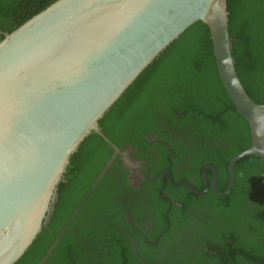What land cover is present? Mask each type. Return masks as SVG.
I'll return each mask as SVG.
<instances>
[{
  "label": "water",
  "instance_id": "95a60500",
  "mask_svg": "<svg viewBox=\"0 0 264 264\" xmlns=\"http://www.w3.org/2000/svg\"><path fill=\"white\" fill-rule=\"evenodd\" d=\"M198 21L208 27L219 79L247 122L251 142L229 161L227 188L219 191L214 182V191L223 195L234 184L239 159L255 155L264 160V104L255 103L237 77L225 0H55L4 33L0 264H14L29 248L70 156L92 130L100 133L98 120Z\"/></svg>",
  "mask_w": 264,
  "mask_h": 264
},
{
  "label": "flooded vegetation",
  "instance_id": "af4514ba",
  "mask_svg": "<svg viewBox=\"0 0 264 264\" xmlns=\"http://www.w3.org/2000/svg\"><path fill=\"white\" fill-rule=\"evenodd\" d=\"M207 104V116L213 118L217 130H227L228 106L222 96L208 97ZM149 123L145 140L127 141L124 132L112 130L111 138L117 139L113 144L100 129L96 132L113 151L97 172L88 174L89 185L85 183L78 192L70 190L81 196L77 203L71 200L75 203L71 209L60 212L69 207L64 204L56 212L57 192L39 231L38 264H219L208 261V253L217 252L211 247L218 240L231 245L230 256L240 251L241 237L233 236L226 225H208V195H202L213 189L214 182L218 185L217 172L209 164L196 162L208 158V148L217 147H208L206 137L190 131L191 127H168L166 120L158 123L155 116ZM231 123V131L239 137L242 122L231 116ZM207 134H211L210 125ZM99 152L88 163H95ZM239 170L244 174L240 195L258 206L261 217L264 171L250 172L245 164ZM197 184L205 192L194 191L199 190ZM50 215L54 219L49 220ZM253 251L264 253L260 247ZM64 253L67 262L61 263ZM242 262L247 264L237 255L228 264Z\"/></svg>",
  "mask_w": 264,
  "mask_h": 264
},
{
  "label": "trees",
  "instance_id": "16d2710c",
  "mask_svg": "<svg viewBox=\"0 0 264 264\" xmlns=\"http://www.w3.org/2000/svg\"><path fill=\"white\" fill-rule=\"evenodd\" d=\"M54 1L0 0V41L4 38V33H10ZM225 1L237 77L249 97L257 104H264V0ZM214 96H222V100H225L224 106H228L225 112L229 122L227 130L224 127L223 132H219L213 118L207 116L208 97ZM176 111L178 115L175 114ZM154 116L158 123L166 120L168 127H191L190 131L206 137L208 147H217L208 148V158L196 163L199 166L213 165L217 172L218 190H224L229 179V161L247 149L251 142L247 122L233 108L221 84L212 53L210 33L202 22H194L174 39L111 105L98 120L97 126L113 144H117V139L111 138L109 133H112V130L124 132L122 135L127 141L137 138L145 140L144 131L150 128L149 122ZM231 116L243 124L242 126L240 123L242 131L239 137L232 132ZM207 125L211 126V134H207ZM157 138L166 141V138L161 136ZM112 151L94 130L83 139L70 156L57 186L56 212L64 204H69V207L60 212L71 209L75 204H72V201L77 203L81 196L76 192L71 194L70 190L76 189L78 192L80 188L85 187V183L89 185L86 180L88 174L97 172ZM96 152L99 153L95 163H88L89 158ZM242 164H245L250 172L256 168L257 172L264 171L262 158L255 155L245 156L234 164V184L226 195H219L211 188L202 195H208V225L216 226L215 228L226 225L233 236L241 237L242 240L240 253L236 252L231 256V245L228 242L220 243L218 240V245L211 247L213 250L217 248V252L208 253V261L213 263L228 264L240 255L247 264H264V253L253 251L256 247L264 250V209L259 217L256 209L258 206L254 207L240 195V180L244 178V174L239 170ZM175 181L177 183L182 180ZM197 186L199 190L204 188L203 185ZM251 215L252 218H259L247 220ZM54 217L55 215L52 218L50 215L49 220ZM39 239L38 233L29 248L14 264H38L35 256ZM63 249L68 251L67 248ZM226 257L228 259H225ZM66 262L67 253H64L61 263Z\"/></svg>",
  "mask_w": 264,
  "mask_h": 264
}]
</instances>
